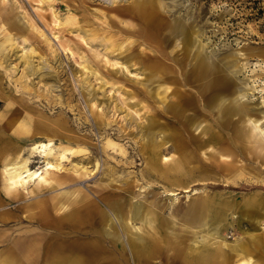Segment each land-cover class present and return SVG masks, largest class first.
Instances as JSON below:
<instances>
[{
  "label": "rangeland",
  "instance_id": "1",
  "mask_svg": "<svg viewBox=\"0 0 264 264\" xmlns=\"http://www.w3.org/2000/svg\"><path fill=\"white\" fill-rule=\"evenodd\" d=\"M262 100L264 0H4L0 159L6 146L26 157L47 141L54 156L77 152H66L53 189L31 186L1 203L0 187V216L9 217L0 237L37 234L42 208L48 221L74 225L63 228L67 242L82 243L74 231L84 229L83 203L106 215L115 204L114 216L129 217L137 201L154 210L162 232L150 264H170L175 250L193 264H235L245 250L264 264V145L242 135L244 118L264 130ZM143 141L161 161L145 165ZM133 223L138 230L141 217Z\"/></svg>",
  "mask_w": 264,
  "mask_h": 264
},
{
  "label": "crops",
  "instance_id": "2",
  "mask_svg": "<svg viewBox=\"0 0 264 264\" xmlns=\"http://www.w3.org/2000/svg\"><path fill=\"white\" fill-rule=\"evenodd\" d=\"M56 175H58L57 172L50 174L49 177L54 187L58 185V182L55 181ZM9 198L11 197L2 194L1 203L3 201L8 202ZM79 210L81 212L77 222L81 221L80 223L84 225V229H81L82 233H80V230L74 231V237L84 238L82 243H76L72 240L71 243L67 242L71 231L66 232L63 228H71L72 230L75 228L74 225L64 223L62 219H55L50 222L45 219L46 210L40 208L35 215L37 216L38 226L42 230L37 234L27 235L26 233L21 236L0 237V244H5L0 249V264H150L152 258L158 255L160 242H163L158 223L156 232L148 235L147 246L141 252H138L133 245L131 255L128 252V247H126V259H124L121 256V247L109 241V238L105 236L104 229L109 230L116 237L121 236L117 227L113 226V223H117V221L112 210L109 209V214L106 215L100 205L91 200L83 203ZM69 217H74V215L71 214ZM7 219H9L8 216H0L1 226L6 223L5 220ZM16 222L18 221H14L13 224ZM47 228L52 231H46ZM4 253L9 255L10 258L3 259L1 256ZM176 255H178V252L175 250L172 261L168 259V262H171L170 264H193L183 263L180 258H176ZM79 258H82L81 263H73ZM194 264L199 263L196 260Z\"/></svg>",
  "mask_w": 264,
  "mask_h": 264
},
{
  "label": "bare ground",
  "instance_id": "3",
  "mask_svg": "<svg viewBox=\"0 0 264 264\" xmlns=\"http://www.w3.org/2000/svg\"><path fill=\"white\" fill-rule=\"evenodd\" d=\"M3 2L4 0H0V5L3 4ZM103 15L106 16L105 14ZM104 16H102V18H104L105 20ZM68 21L70 22L72 21V19L68 18L67 22ZM149 21L153 25L159 26L161 24L158 18V15L156 13L149 14ZM11 28H8V27L4 28V30H6L7 33L5 35L3 43L11 42L13 32L15 31L12 25H11ZM157 99L159 101H165L164 97L162 96L158 97ZM262 103H264V100H262ZM242 124H243V127L245 128V131L246 130L248 131V132H244L242 135H245L246 133L247 138L253 139L254 141H257V142H261L264 145V132H263L264 130L260 128V122L258 120L251 119V118H244ZM210 132L211 131H209V128H207L205 129L204 134L207 135V134H210ZM244 137L246 138V136ZM166 143L167 142H163L162 145L165 146ZM106 145L110 147L116 146L114 145V142L112 143L109 140L105 143V146ZM52 146L53 144L51 141L33 143L30 146V148H28V155L26 157L22 156L23 148L18 147V145L17 146L16 145L6 146L5 150H7V152H5V154L0 159V187H1L2 192L6 196L11 197V196L19 194L20 192H24L25 194L31 193L33 192V187L34 188H53L54 184L49 179L50 174L61 172L63 168L61 163L62 161L65 162V160L68 157L66 155L67 154L66 152L70 151L71 153H74L77 151H73L74 148H72V151L71 149H64L58 152L54 156V153H53L54 150ZM142 147H143L142 149L144 150V159H145L146 166H148L149 164L152 165V163H156L162 160V157L159 154V148L157 146L153 145L152 143H145L143 141ZM36 156L40 159V163H43V165L39 166L38 168H31L30 167V164L32 163L31 157H36ZM94 164H93L94 168L97 167V163H94ZM76 167L78 166H75V168L73 169L75 172L78 171ZM80 168H83V165L80 166L79 169ZM84 168H83L84 174L88 175V174H91L93 171V168L91 170H87V168L86 169ZM175 171H178V170L175 169ZM31 186L33 187L28 188ZM130 205L131 207L129 208L132 209V214L129 217L123 216L121 214H118V216L116 215V221L122 227V234L124 235L122 236V238L116 237L113 233H111L107 229H104V230H105V236L109 238V241H111L112 243L118 244L119 247L121 248L128 247V252L131 255L133 245L136 247V251L138 252H141L143 248L147 246L148 235H151L156 232L157 223H156V218L154 214L155 212L152 208L143 207V205L137 203V201H134ZM115 206L116 205L114 204L113 206H110V207H112V210H115ZM195 213L196 212H194L193 210L191 211L189 210L188 212L189 218L192 219L193 216L196 215ZM138 217H141V225L138 227L139 229L137 230L136 226L133 225L134 224L133 221H135V219H137ZM201 225H202V222L199 224V226ZM262 228L264 229V225ZM201 245L202 243H198V242L195 243L191 249H188V252L190 253V250H191V253H197ZM222 245H223L222 241L217 244L219 249L222 247ZM184 247L185 246L182 245V248ZM244 250L245 249H243V251ZM243 254H245V256H241V258L238 259L235 264H254L253 258L248 256V253L246 252V250L244 251ZM183 260H184L183 261L184 263H188L190 259L186 255L183 257ZM206 261L207 260L204 257H201L199 258L198 263L207 264ZM81 262H82V258H79L78 260H75L73 263H81ZM215 263L216 262H214L213 264Z\"/></svg>",
  "mask_w": 264,
  "mask_h": 264
}]
</instances>
